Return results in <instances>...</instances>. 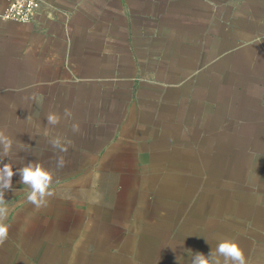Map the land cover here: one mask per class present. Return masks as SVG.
Segmentation results:
<instances>
[{
	"label": "crops",
	"instance_id": "crops-1",
	"mask_svg": "<svg viewBox=\"0 0 264 264\" xmlns=\"http://www.w3.org/2000/svg\"><path fill=\"white\" fill-rule=\"evenodd\" d=\"M0 161L53 177L46 206L19 175L0 197V264L119 253L117 238L143 264L224 239L264 264V0H43L32 23L0 17ZM75 227L105 248L70 247Z\"/></svg>",
	"mask_w": 264,
	"mask_h": 264
},
{
	"label": "clouds",
	"instance_id": "clouds-1",
	"mask_svg": "<svg viewBox=\"0 0 264 264\" xmlns=\"http://www.w3.org/2000/svg\"><path fill=\"white\" fill-rule=\"evenodd\" d=\"M69 110H65V115H70ZM47 122L50 125H55L59 122L60 117L56 114H49L47 116ZM78 126L74 125V130ZM54 147H58L61 151L65 149L61 147V141L59 138L50 141ZM5 154H7V145L5 146ZM59 165L63 166L64 160L61 157L59 159ZM0 167V197H4L5 192L13 189V176L19 175V183L29 186L30 192L27 196L29 202L34 204L37 208L46 206V197L51 196L50 184L52 182V173L45 169L39 162H28L24 167L16 168L14 171V165L9 163H3ZM6 209L0 208V215H3ZM8 226L6 224H0V241L7 238ZM221 258H223L221 260ZM191 264H246L244 252L239 247L238 243L233 239L221 240L215 250H211L207 255L197 252L193 255Z\"/></svg>",
	"mask_w": 264,
	"mask_h": 264
},
{
	"label": "rangeland",
	"instance_id": "rangeland-1",
	"mask_svg": "<svg viewBox=\"0 0 264 264\" xmlns=\"http://www.w3.org/2000/svg\"><path fill=\"white\" fill-rule=\"evenodd\" d=\"M78 233V229L77 227H75V232L71 231V236H70V241H69V245L70 247L72 245H76V246H82L84 249H87L90 246V243L93 242V245H100L101 247L105 248V242H103V240L95 242V238H86L85 243L82 244L80 241H74L73 240V236H75V234ZM76 243V244H74ZM111 244H107V250H117V252L119 253H113V252H104V251H96L94 253H89L88 251L85 250H79L78 252H70L69 255V260L70 262L68 263L66 260V257H63V255L66 253H60L57 254L54 257V264H116L114 261L117 259L119 262L118 264H143L142 259L139 257H136L134 259H130L131 257V252H126L123 251L121 252V250L119 251V246H121L124 242L121 241L120 238H117V240H114L113 242H110ZM119 245V246H116ZM85 246V247H84ZM122 248L123 245L121 246ZM111 248V249H110ZM116 254V255H115ZM90 258H88V257ZM59 257V261L57 260V258ZM56 260V261H55Z\"/></svg>",
	"mask_w": 264,
	"mask_h": 264
},
{
	"label": "built area",
	"instance_id": "built-area-1",
	"mask_svg": "<svg viewBox=\"0 0 264 264\" xmlns=\"http://www.w3.org/2000/svg\"><path fill=\"white\" fill-rule=\"evenodd\" d=\"M7 6L0 15L4 20L18 23H32L40 8L43 0H6Z\"/></svg>",
	"mask_w": 264,
	"mask_h": 264
}]
</instances>
